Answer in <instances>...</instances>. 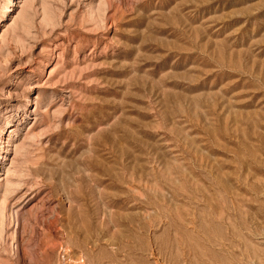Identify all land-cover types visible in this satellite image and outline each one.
<instances>
[{
	"label": "rangeland",
	"instance_id": "1",
	"mask_svg": "<svg viewBox=\"0 0 264 264\" xmlns=\"http://www.w3.org/2000/svg\"><path fill=\"white\" fill-rule=\"evenodd\" d=\"M0 264H264V0H0Z\"/></svg>",
	"mask_w": 264,
	"mask_h": 264
}]
</instances>
